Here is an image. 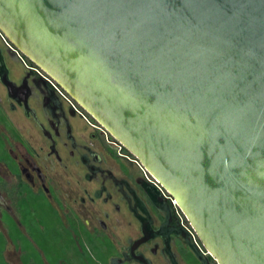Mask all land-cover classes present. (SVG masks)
<instances>
[{
    "label": "water",
    "instance_id": "95a60500",
    "mask_svg": "<svg viewBox=\"0 0 264 264\" xmlns=\"http://www.w3.org/2000/svg\"><path fill=\"white\" fill-rule=\"evenodd\" d=\"M0 31L218 264H264V0H0Z\"/></svg>",
    "mask_w": 264,
    "mask_h": 264
},
{
    "label": "flooded vegetation",
    "instance_id": "af4514ba",
    "mask_svg": "<svg viewBox=\"0 0 264 264\" xmlns=\"http://www.w3.org/2000/svg\"><path fill=\"white\" fill-rule=\"evenodd\" d=\"M63 93L0 31V264H218L139 160Z\"/></svg>",
    "mask_w": 264,
    "mask_h": 264
},
{
    "label": "built area",
    "instance_id": "2783aa9c",
    "mask_svg": "<svg viewBox=\"0 0 264 264\" xmlns=\"http://www.w3.org/2000/svg\"><path fill=\"white\" fill-rule=\"evenodd\" d=\"M63 94H64V96H65L67 99H69V96H68L67 93H63ZM141 167H142V166H141ZM142 171L144 172L145 175L151 177V175H149V173H148L143 167H142ZM151 178H152V177H151ZM171 199H172L173 206L177 209L178 212H181V210L179 209V207H178L176 201H175L172 197H171Z\"/></svg>",
    "mask_w": 264,
    "mask_h": 264
}]
</instances>
